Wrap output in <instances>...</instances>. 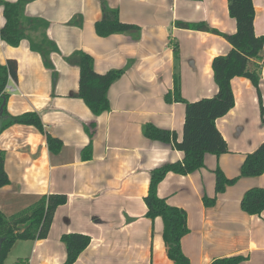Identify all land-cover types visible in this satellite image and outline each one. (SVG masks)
I'll use <instances>...</instances> for the list:
<instances>
[{"label":"crops","instance_id":"crops-1","mask_svg":"<svg viewBox=\"0 0 264 264\" xmlns=\"http://www.w3.org/2000/svg\"><path fill=\"white\" fill-rule=\"evenodd\" d=\"M16 1L0 0V28L5 24L1 2ZM106 2L118 11L121 23L137 30L97 36L94 25L102 17L98 0H36L26 5L24 15L46 21V36L59 50L50 55L57 73L54 85L52 71L26 40L17 47L0 40V64L16 65V79L9 78L6 86L7 112L11 116L37 113L45 132L62 143L54 155L48 151L45 135L32 126L15 124L0 134L9 179L0 188V211L5 216L40 196L67 198L55 210L46 239L13 245L9 253L27 264H63L66 251L61 237L66 234L90 238L74 264H173L166 256L162 220L146 217L143 199L150 172L182 161L183 153L145 138L142 128L151 124L175 132L181 142L185 106L165 101L173 91L175 65L185 101L217 93L211 63L226 55L230 45L222 36L182 29L177 23L205 24L225 35L236 32V23L229 16L227 0ZM253 10L254 34L264 36V0H253ZM78 17L81 27L70 24ZM74 52L91 56L97 74L125 70L108 89L109 111L100 116L75 97L79 68L63 59ZM261 66L259 91L264 107V59ZM230 85L234 106L215 121L228 152L218 157L206 154L203 168L187 176L168 173L157 187L159 198L186 214L181 250L189 264H211L233 256L246 259L240 264H264V210L250 216L240 208L246 191L264 188V174L240 178L223 193L214 191L217 169L228 179L237 177L246 155L264 142V113L255 88L242 77H234ZM91 123H95L92 139L84 128ZM205 199H214V204L207 207Z\"/></svg>","mask_w":264,"mask_h":264},{"label":"trees","instance_id":"trees-1","mask_svg":"<svg viewBox=\"0 0 264 264\" xmlns=\"http://www.w3.org/2000/svg\"><path fill=\"white\" fill-rule=\"evenodd\" d=\"M36 0H17L15 3L1 2L5 24L0 28V40L11 47H17L26 40L32 52L40 55L43 66L52 71L54 85L57 73L50 60L52 53L59 54L56 45L46 36L48 23L40 18H28L24 15L27 4ZM102 17L94 25L97 36L107 37L113 34L137 30L136 27L119 21L118 11L111 9L106 0H98ZM229 16L236 23V32L232 35L219 33L205 24L177 23L182 29L209 32L222 36L230 45L226 55L217 56L212 60L211 69L217 93L212 98L187 102L180 95L178 66L175 65L173 75V91L165 95V101L182 103L185 106L183 135L181 142L177 141L175 132L161 130L151 124L142 128V134L151 141L170 144L174 150L183 153L182 161L164 164L150 172L147 195L143 201L147 208L146 217L150 220L160 218L163 224L162 239L167 258L173 264H189V260L181 250V239L187 233L186 214L182 209L169 206L157 195V187L168 173L187 176L203 168L204 156L211 154L220 156L227 153V145L215 126L218 118L225 116L234 106L231 79L242 77L248 79L255 88L261 113L264 107L261 102L259 81L261 78V63L264 55V36L256 37L253 31V0H227ZM70 24L81 27L82 20L78 17ZM175 61L178 59L177 46H173ZM70 65L79 68V90L75 96L83 100L94 116L109 111L107 91L124 74L125 70H110L103 75L95 73L93 59L84 52H74L63 58ZM16 79V65L8 62L0 64V134L8 127L19 124L32 126L45 135L46 145L51 154H58L62 143L45 132L40 116L37 113H24L11 116L7 112L6 92L8 79ZM90 139L95 133V123L85 126ZM215 194H220L232 186L240 178H255L264 174V142L256 150L246 155L240 167L239 175L228 179L217 169L215 171ZM9 184L4 170V152L0 151V188ZM67 198L64 195H44L38 197L31 205L19 212L5 216L0 211V264H3L17 241H36L47 238L57 207L64 205ZM210 207L214 199L204 200ZM241 211L247 215H260L264 210V188L249 189L240 202ZM65 246L66 259L63 264H74L79 255L88 247L90 238L81 234H66L61 237ZM246 259L233 256L214 260L211 264H240ZM15 264H27L19 260Z\"/></svg>","mask_w":264,"mask_h":264},{"label":"rangeland","instance_id":"rangeland-1","mask_svg":"<svg viewBox=\"0 0 264 264\" xmlns=\"http://www.w3.org/2000/svg\"><path fill=\"white\" fill-rule=\"evenodd\" d=\"M19 260H15V253H9L7 259L3 264H15V262H18Z\"/></svg>","mask_w":264,"mask_h":264}]
</instances>
